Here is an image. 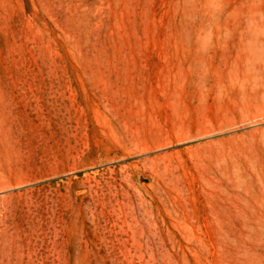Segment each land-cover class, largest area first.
I'll use <instances>...</instances> for the list:
<instances>
[{
	"label": "rangeland",
	"instance_id": "374dc122",
	"mask_svg": "<svg viewBox=\"0 0 264 264\" xmlns=\"http://www.w3.org/2000/svg\"><path fill=\"white\" fill-rule=\"evenodd\" d=\"M263 66L264 0H0V264H264Z\"/></svg>",
	"mask_w": 264,
	"mask_h": 264
},
{
	"label": "bare ground",
	"instance_id": "6f19581e",
	"mask_svg": "<svg viewBox=\"0 0 264 264\" xmlns=\"http://www.w3.org/2000/svg\"><path fill=\"white\" fill-rule=\"evenodd\" d=\"M258 67V66H257ZM264 67V66H263ZM261 68V67H260ZM255 70V69H254ZM257 84V83H256Z\"/></svg>",
	"mask_w": 264,
	"mask_h": 264
}]
</instances>
